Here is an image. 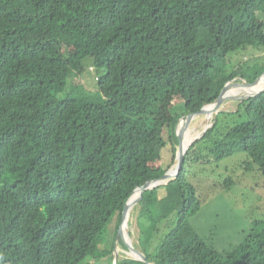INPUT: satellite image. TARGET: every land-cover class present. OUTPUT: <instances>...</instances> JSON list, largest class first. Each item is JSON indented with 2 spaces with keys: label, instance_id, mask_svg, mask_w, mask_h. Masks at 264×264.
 Listing matches in <instances>:
<instances>
[{
  "label": "trees",
  "instance_id": "1",
  "mask_svg": "<svg viewBox=\"0 0 264 264\" xmlns=\"http://www.w3.org/2000/svg\"><path fill=\"white\" fill-rule=\"evenodd\" d=\"M263 23L264 0H0V264H114L103 236L114 221L115 243L135 189L167 172L158 163L169 144L175 159L179 117L235 78L253 84L264 73L226 64L264 50ZM88 58L104 70V98L57 99ZM176 99L183 113L165 116ZM238 106L217 115L178 179L144 193L134 212L139 246L160 239L144 253L149 262L264 264V231L254 249L221 252L191 223L215 189L236 185L201 178L193 165L244 153L264 176V93Z\"/></svg>",
  "mask_w": 264,
  "mask_h": 264
},
{
  "label": "rangeland",
  "instance_id": "2",
  "mask_svg": "<svg viewBox=\"0 0 264 264\" xmlns=\"http://www.w3.org/2000/svg\"><path fill=\"white\" fill-rule=\"evenodd\" d=\"M226 64L229 71H233L237 67H249L254 64L260 67L264 65V50L260 48H247L233 53L230 55L229 59L226 60ZM84 68L81 76L74 75V77L69 80L66 90L59 93L57 99L63 100L67 96L86 98V96L92 94L104 98V96L97 91L98 78L104 74V70L97 69L94 66L92 58H88L84 61ZM245 82H247V80L243 77H237L228 85V89H226L225 92H231L234 89H245ZM262 86H264V84ZM79 87L82 88L83 93L76 94L77 88ZM226 103L223 104L224 107L220 110V113L236 112L238 110L239 103L237 104L236 100H227ZM183 111L184 104L180 99L173 100L164 107L165 116L180 115ZM202 116L203 115H201V117ZM197 123L198 120L189 123V121L185 119L182 126H180L181 133L184 130L185 134H187V140H193V138L196 136L198 137L204 130L205 126L201 128L200 131L198 130L196 132L197 134L192 137L191 133L194 131H190L189 128L190 126H197ZM220 123L223 124L221 119ZM160 125L162 135L164 139L168 141L169 130L163 121L159 126ZM176 156L177 153L174 159V152L169 144L167 148L163 150L162 160L158 165L163 168L170 166L167 171L172 170L175 168ZM248 162H250L248 156L244 153H239L221 162L196 164L189 169L193 174H197L204 179H209L211 182H220L228 177H231L235 181L236 185L230 190L218 191V189H215L210 196L206 198V202L200 213L191 220L192 226L221 252H226L242 243L246 245L249 242H251L249 244L252 246V249H254L256 244V238L254 237H256V235L260 236L261 231H264V176L257 166L252 165V167L249 168L247 166ZM165 194L166 192H161V196ZM134 214L135 213H133L129 221V236L133 245L139 248L137 217H134ZM174 220L175 215L171 217L169 222L171 221L172 223ZM114 225L113 221L103 236V244H101L102 250L115 247V243L111 240L114 234ZM247 238H251V240L247 241ZM159 243L160 239L156 237L150 247H147L146 250L143 249L144 253H153ZM261 245L264 248L263 238H261L257 244L258 247ZM120 252L122 257L130 258L125 250L120 248Z\"/></svg>",
  "mask_w": 264,
  "mask_h": 264
},
{
  "label": "water",
  "instance_id": "3",
  "mask_svg": "<svg viewBox=\"0 0 264 264\" xmlns=\"http://www.w3.org/2000/svg\"><path fill=\"white\" fill-rule=\"evenodd\" d=\"M262 76H264V73L261 75V77ZM232 82L233 81H230L225 85V87L222 90L219 98L216 99L213 103L205 105L197 113L179 117L178 123L176 125V135H177L178 140H179V145H178V151H177V156H176L174 174H171V172H170L171 170L167 171L162 177L157 178V179H153V180L147 182L145 185L136 188L135 191L133 192V194L131 195V197L128 199V201L126 202L125 208H124L122 223L119 227L116 242H115L114 264H120V257H121L120 248L125 250V252L130 256L129 259H132L135 261H140V262H143L144 264H154L152 262H149L146 255L142 251V249L140 247L136 248L137 246L135 247L133 245V242L130 240V236H129L130 218L132 217L133 213L138 209L139 204L143 200V195L146 191L156 189L159 186L168 185L170 182L178 179V177L182 171V168H183V164L185 161L186 154L188 153L190 148L194 144H196L198 141H200L207 134V132L214 126V123H213L200 136L195 137V139H193L192 142L188 146L184 147L183 146V135L180 132V123L183 122L185 119L189 120V119L200 116L201 114H203L205 112V110L208 106L216 105V106H218V108L223 106V104L226 103V100H224V98H223V94H224L227 86ZM256 82H257V80L253 84H250V83L249 84L252 86V85L256 84ZM262 93H264V89L259 91L256 94L250 96V97L243 99L241 102H239V104H241L242 102L247 101L251 98L257 97L258 95H260ZM219 113H220V111H219Z\"/></svg>",
  "mask_w": 264,
  "mask_h": 264
},
{
  "label": "bare ground",
  "instance_id": "4",
  "mask_svg": "<svg viewBox=\"0 0 264 264\" xmlns=\"http://www.w3.org/2000/svg\"><path fill=\"white\" fill-rule=\"evenodd\" d=\"M246 83V87H245V89H234V90H232L231 92H224V94H223V98H224V100H226V102H227V100H232V99H234V100H236L237 101V104L239 103V102H241L243 99H245V98H247V97H250V96H252V95H254V94H256V93H258L259 91H261V90H263L264 88V86H262L263 84H264V76H262L261 78H259L258 80H257V82H256V84H254V85H250L249 83H247V82H245ZM228 87V86H227ZM226 89H228V88H226ZM226 91V90H225ZM227 104V103H226ZM224 107V105L223 106H221L220 108H218V106H216V105H211V106H208L207 108H206V110H205V112L203 113V114H201V115H203L202 117H201V115H200V117L198 116V117H195V118H192V119H189L188 121H189V123L190 122H194V121H196V120H198V123L196 124L197 126H195V127H193V126H190V128H189V130L190 131H194V132H189V133H191L192 135V137L193 136H195L197 133V131L199 130H201V128H204V126H205V128H204V130L202 131V133L209 127V126H211L213 123H214V121H215V119L217 118V115H218V113H219V111L222 109ZM214 116V117H213ZM211 120V122L209 123V121ZM214 120V121H213ZM202 121V122H201ZM183 124V123H182ZM182 124L180 125V126H182ZM187 126V125H186ZM196 130V131H195ZM180 132H181V130H180ZM201 133V134H202ZM200 134V135H201ZM182 135H183V146L185 147V146H188L191 142H192V140H187L186 139V136H187V134H185V131L183 130V132H182ZM199 135V136H200ZM197 137V136H196ZM192 139V138H191ZM193 139H195V138H193ZM174 171H175V168L174 169H172L170 172H171V174H174Z\"/></svg>",
  "mask_w": 264,
  "mask_h": 264
},
{
  "label": "clouds",
  "instance_id": "5",
  "mask_svg": "<svg viewBox=\"0 0 264 264\" xmlns=\"http://www.w3.org/2000/svg\"><path fill=\"white\" fill-rule=\"evenodd\" d=\"M233 81V80H232ZM249 83V82H248Z\"/></svg>",
  "mask_w": 264,
  "mask_h": 264
}]
</instances>
